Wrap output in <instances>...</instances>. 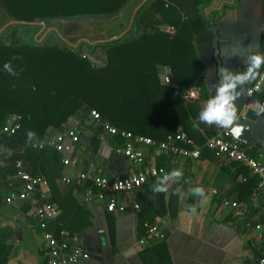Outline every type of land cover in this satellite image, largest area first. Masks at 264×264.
<instances>
[{"label": "crops", "instance_id": "0c3cea01", "mask_svg": "<svg viewBox=\"0 0 264 264\" xmlns=\"http://www.w3.org/2000/svg\"><path fill=\"white\" fill-rule=\"evenodd\" d=\"M148 1L127 0L116 17L126 12H130L131 16L127 22L121 21L113 29L119 30L117 28L123 23L121 31L126 34L132 27L137 11ZM161 1L165 2V7L168 6L165 0H158V3ZM209 1V5L199 13L204 25L196 32L192 42L204 69L205 91L203 97L200 91L197 101L184 103L181 100L185 106H189L192 125L197 122L204 102L215 94L214 85L218 76L217 63L216 71L213 65V30L216 29L221 40L218 42L220 66L232 72L245 69L244 57L258 51L261 34L264 32V0ZM158 20V13H152L147 19L148 22ZM165 26L171 25L165 23L155 27L161 31ZM257 79L243 86V94L235 101L241 115L256 102H264L259 99L258 93L251 99H243L246 89ZM67 129H74L77 135L76 140L70 144L69 155L79 157L80 163L76 167L60 166L55 186L57 194L62 197L70 193L75 203L89 217L90 225L78 237L90 259L80 264H259V260L264 258V195L257 191V178L245 166L225 157L214 158L208 152H204L199 159L191 160L173 156L155 147L144 148L143 164L135 165L122 157L107 154V150L113 149L108 144L109 136L100 130L90 115L86 118H70ZM221 130L216 126L199 124L191 130V139L200 144ZM57 134L55 130L50 131L46 147L52 149L51 142ZM94 135L100 140L95 152L91 144ZM240 144L250 157H257L258 153L264 151L260 139L254 136L248 143ZM59 155L61 159L62 154ZM25 164L28 169V163ZM148 166L161 167L170 172L178 169L183 175L179 181L169 183L168 191L162 193V200L154 194L149 206L143 202L142 212L139 206L143 197L142 188L115 194L119 203L127 206L138 204L139 212L133 213L128 207V212L112 213L115 216L114 252L107 232L105 203L92 200L84 204V190L66 186L61 179L79 171L106 178H124ZM1 175L0 171V244L9 247L6 264H46V243L32 208L29 206L25 212L27 201L8 202V193L11 188L18 186V181L14 175L6 178ZM194 187H202L205 196L192 195L190 190ZM45 191L50 199L52 194L48 185ZM180 193L184 194V199L180 198ZM223 198L236 201L243 211L242 215L236 216L234 209L223 207ZM190 205L196 207L194 216L188 214ZM57 209L59 214L48 224V230L57 229L55 221H60L62 215L60 209ZM144 221L153 224L165 238L149 237L142 226ZM140 240L144 243L139 244Z\"/></svg>", "mask_w": 264, "mask_h": 264}, {"label": "trees", "instance_id": "16d2710c", "mask_svg": "<svg viewBox=\"0 0 264 264\" xmlns=\"http://www.w3.org/2000/svg\"><path fill=\"white\" fill-rule=\"evenodd\" d=\"M126 1L0 0V9L8 18L27 23L13 24L0 32L1 176L14 175V162L21 158L18 151L24 148L23 159L28 163V172L46 178L52 194L48 201L61 211L55 227L69 234L80 235L90 225L88 214L70 193L63 197L57 194L55 178L62 166L59 153L46 146L35 150L28 147L45 143L51 130L64 132L70 118H86L90 110H95L103 121L118 130L155 141L165 140L178 129L193 138L189 106L173 94L171 87L159 82V68L171 69L180 91L197 87L202 97L205 91L204 69L192 42L204 25L199 13L209 5V0H165L167 7L164 1L149 0L137 11L132 27L124 36L93 46L82 42L70 47L53 31L40 42L33 39L39 30L38 25L31 24L33 22L110 18L118 14ZM152 13H158L160 20L148 22ZM165 23L175 28L173 36L155 27ZM98 48L103 50L104 59L95 64L91 55ZM256 53L264 54V32ZM6 63L11 65L15 75L4 69ZM213 65L216 71L214 60ZM257 78L264 81V66ZM257 95L264 101V85ZM13 115L20 117L19 128L4 130ZM28 132L35 134L32 142H28ZM99 141L95 135L91 139L94 152ZM108 144L114 148L121 145L122 140L119 135L111 136ZM156 181H146L140 187L143 192L142 199L138 200L141 212L143 202L150 204ZM87 187L93 188V183L87 181L84 187L77 188ZM157 196L163 199L162 194ZM28 208L26 204L24 211ZM106 223L110 245L116 252L115 216L110 212L106 213ZM8 251V246L0 244V264H6Z\"/></svg>", "mask_w": 264, "mask_h": 264}, {"label": "built area", "instance_id": "2783aa9c", "mask_svg": "<svg viewBox=\"0 0 264 264\" xmlns=\"http://www.w3.org/2000/svg\"><path fill=\"white\" fill-rule=\"evenodd\" d=\"M162 32L173 35L175 29L172 26H165ZM159 80L162 85L169 86L173 89V93L178 95L184 103L197 101L200 98V89L191 88L187 91H180L174 81L173 73L168 66L159 68ZM264 85L262 78H258L250 85L243 99H251L255 94L259 93ZM264 104V102H261ZM89 115L99 125L101 130L109 137L119 135L122 144L107 150V154L122 157L128 162L135 165H142L144 162V148L155 147L165 153L173 156H179L185 159H199L204 152H208L214 158L225 157L226 159L245 166L250 173L257 178V191L264 195V151L258 153L257 157L248 156L242 149L241 144L230 136V134L222 129L218 134L208 137L204 143L198 145L188 137L184 131H177L174 135H168L163 141H155L152 138L135 135L133 133L118 130L103 121L95 110H90ZM20 117L13 115L9 118L4 130H16L19 128ZM77 135L74 129H66L64 132L58 133L51 147L53 150L62 154L61 164L63 166L76 167L80 160L77 156L69 155L70 144L75 141ZM45 143H33L28 148L30 150L42 149ZM21 156L14 162V176L18 181L16 188H11L7 200L27 201L33 210V216L36 219L38 228L45 245L46 264H80L90 259L89 253L82 246L79 237L76 234H69L63 229L48 230V224L54 221L59 210L48 201L45 189L47 188V180L42 175L33 176L27 169L24 162V148L18 151ZM0 161V166H1ZM170 171L161 167L148 166L133 175L124 178H106L97 174L79 171L75 175L63 177L61 180L66 186L84 187L87 181L93 183V188H84L83 203L88 204L92 200L105 203V210L110 213H125L130 208L131 212H139L138 204L127 206L119 203L115 197L116 193H128L141 187L146 181L152 179L157 180L165 173ZM95 189V191L93 190ZM223 207L234 209L236 216H241L243 211L236 201L223 198ZM143 229L149 237L164 239L165 235L157 230V228L144 221ZM144 241L140 240L139 244ZM259 264H264V258L259 260Z\"/></svg>", "mask_w": 264, "mask_h": 264}, {"label": "clouds", "instance_id": "9594fccd", "mask_svg": "<svg viewBox=\"0 0 264 264\" xmlns=\"http://www.w3.org/2000/svg\"><path fill=\"white\" fill-rule=\"evenodd\" d=\"M245 69L241 72H232L225 67L218 69L219 80L214 85L215 94L208 98L197 116V122L193 128L199 124L216 126L226 130L230 135L239 137L244 130L238 116L235 101L243 94V86L254 81L259 75V70L264 66V54L250 52L244 57ZM4 69L9 74L15 75L10 64L6 63ZM237 89H240L239 91ZM250 110L259 117L264 115V104L256 102ZM35 138L33 132L27 133L28 142ZM183 173L181 170H173L159 177L152 187L154 194H162L168 191L170 182L179 181ZM196 197H204L205 191L202 187H194L190 190ZM180 198L184 199V194L180 193ZM189 216L196 215V207H188Z\"/></svg>", "mask_w": 264, "mask_h": 264}, {"label": "rangeland", "instance_id": "374dc122", "mask_svg": "<svg viewBox=\"0 0 264 264\" xmlns=\"http://www.w3.org/2000/svg\"><path fill=\"white\" fill-rule=\"evenodd\" d=\"M130 16V12H126L121 14V17L114 16L105 19L74 18L69 20L39 21L40 29L33 39L35 42H40L47 33L53 31L57 34L60 41L70 47L78 46L82 42L93 46L97 43H105L123 36L124 31H121L122 26L124 27L123 23L117 28L119 30H114L113 27L119 25L121 21L127 22ZM13 24L17 23L13 19L8 18L0 9V32ZM120 31L122 33H118ZM127 31L128 29L125 32ZM76 40L78 41L76 42ZM91 59L95 64H99L104 59L103 50L100 48L96 49L94 54L91 55Z\"/></svg>", "mask_w": 264, "mask_h": 264}, {"label": "water", "instance_id": "95a60500", "mask_svg": "<svg viewBox=\"0 0 264 264\" xmlns=\"http://www.w3.org/2000/svg\"><path fill=\"white\" fill-rule=\"evenodd\" d=\"M15 23L20 24V25H24L27 24L26 22H20V21H16L14 20ZM46 21V20H43ZM39 21L38 22H33L31 23L32 25H38L39 26ZM40 27V26H39ZM125 35V34H124ZM213 35H214V39H213V57L217 63V76L219 79V75H218V69L221 67L220 66V60L218 57V53H219V49H218V42H220L221 40H219L218 38V34L216 29L213 30ZM122 37V36H121ZM116 38L117 39H120ZM92 60V59H91ZM238 116H239V123L241 125H243L244 130L241 133V135L239 137H234L232 135H230L235 141L239 142V143H248L251 139L252 136L257 137L260 139V144L262 147H264V116H255V114L251 111L248 110L244 115H241L240 112H238Z\"/></svg>", "mask_w": 264, "mask_h": 264}, {"label": "flooded vegetation", "instance_id": "af4514ba", "mask_svg": "<svg viewBox=\"0 0 264 264\" xmlns=\"http://www.w3.org/2000/svg\"><path fill=\"white\" fill-rule=\"evenodd\" d=\"M40 29V28H39ZM57 35V34H56ZM58 37V36H57ZM60 40V39H59ZM62 42V41H61ZM63 43V42H62ZM63 44H65V43H63Z\"/></svg>", "mask_w": 264, "mask_h": 264}]
</instances>
